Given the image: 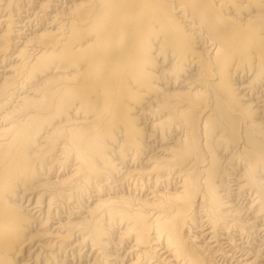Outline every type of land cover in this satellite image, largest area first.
Segmentation results:
<instances>
[{
  "label": "bare ground",
  "instance_id": "6f19581e",
  "mask_svg": "<svg viewBox=\"0 0 264 264\" xmlns=\"http://www.w3.org/2000/svg\"><path fill=\"white\" fill-rule=\"evenodd\" d=\"M0 27V264L53 221L44 264L264 261V0H0Z\"/></svg>",
  "mask_w": 264,
  "mask_h": 264
},
{
  "label": "rangeland",
  "instance_id": "374dc122",
  "mask_svg": "<svg viewBox=\"0 0 264 264\" xmlns=\"http://www.w3.org/2000/svg\"><path fill=\"white\" fill-rule=\"evenodd\" d=\"M1 28L2 27H0V29ZM146 194H147V192H145V195ZM56 223H57V221H53L50 224V228L46 227V228L42 229L41 231H37L35 233H32V235L34 236L32 243L35 244V246H39L38 248L35 249V252H36L35 254L40 252V256H39L40 260L39 259L37 260L38 264H44V261H43L44 259H42L43 255L45 253H47V251H49L52 248V247H50V243L53 239V235L51 234L52 233L51 231H52L53 227H55ZM46 230L49 233H47ZM255 245L260 247V244L258 242H256ZM128 247H129V245H126L125 248H123V250L119 251L118 256L123 257L124 256L123 254H125V252H127L128 249H126V248H128ZM44 248H46V249H44ZM225 249H226V247H225ZM259 250H261V258L264 259V246L260 247ZM226 251H227V249H226ZM113 252L114 251H112L110 254L112 255ZM41 254H42V256H41ZM98 255H99V253L96 251L90 252V248H88V247L87 248L82 247V248L77 249L76 251H74L70 247L66 250V253H64L62 256L60 255V258H59L60 260H58V264H93V262H95L96 259L99 258ZM25 260H26V258H25ZM97 261H98L97 264L98 263L101 264V261L99 259ZM236 261L237 260H234L233 258H231V260L229 259V261H227V263L228 264H239V263H236ZM26 264H34V262L29 261ZM126 264H129V260H128V262H126ZM258 264H264V261L259 262Z\"/></svg>",
  "mask_w": 264,
  "mask_h": 264
}]
</instances>
